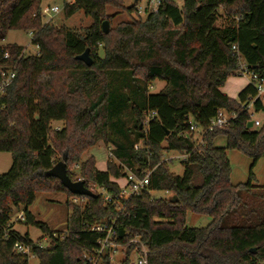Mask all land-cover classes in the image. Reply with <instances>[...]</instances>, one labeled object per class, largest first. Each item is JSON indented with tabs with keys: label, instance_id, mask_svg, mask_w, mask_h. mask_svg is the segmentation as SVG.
Returning a JSON list of instances; mask_svg holds the SVG:
<instances>
[{
	"label": "trees",
	"instance_id": "trees-1",
	"mask_svg": "<svg viewBox=\"0 0 264 264\" xmlns=\"http://www.w3.org/2000/svg\"><path fill=\"white\" fill-rule=\"evenodd\" d=\"M41 3L0 0V40L8 31L31 32L30 42L38 50L37 55H26L17 45L0 47V65L6 64L1 61L5 52L10 55L7 65L17 61L16 76L0 97V153L12 158L9 170L0 174V231L13 211L22 209L24 223L49 233L28 211L37 193L82 198L57 179L43 176L57 163V153L62 158L66 154L71 181L82 180L95 197H83L87 203L82 208L66 203L67 231L49 234L48 247L14 230L7 240L0 234V264H28L27 256L13 252L16 243L28 246L39 264H89L84 255L93 253L103 237L91 229L111 221L116 242L126 247L121 264L130 262L134 237L147 249L148 264L263 261L264 186L263 195L245 209L239 192L253 188L252 174L247 184L233 186L226 152L241 151L254 165L264 158V103L254 105L263 115L262 123L247 130L248 116L238 105L254 96L253 89L247 85L233 100L221 88L237 75L241 61L255 73L264 71V0H182L180 8L174 0H159L155 12L120 21L107 35L101 30L110 18L106 11L121 8L122 0L65 4V18L78 12L90 18L82 34L42 23ZM86 50L90 67L76 60ZM111 73L121 76V83L130 76L133 99L121 92L120 84L113 87ZM155 81L164 87L148 94ZM220 110L234 112L236 118L228 127L207 133L204 146L194 150L189 121L204 127ZM126 112L131 128L125 124ZM151 112L155 116L145 132L142 123ZM53 122L63 126L53 131ZM219 136L225 138L223 148L213 145ZM98 142L111 147L105 171L96 169L94 158L81 160ZM169 152L188 154L181 175L170 172L171 162H162ZM74 164L75 174L70 169ZM126 170L139 178L151 175L139 196L119 198L123 208L118 211L94 188L119 197L116 180L125 178ZM153 192L171 193L173 198L152 199ZM189 213L211 221L190 228ZM227 215L239 224L223 227ZM99 264H110L107 254Z\"/></svg>",
	"mask_w": 264,
	"mask_h": 264
},
{
	"label": "rangeland",
	"instance_id": "rangeland-1",
	"mask_svg": "<svg viewBox=\"0 0 264 264\" xmlns=\"http://www.w3.org/2000/svg\"><path fill=\"white\" fill-rule=\"evenodd\" d=\"M147 1L148 0H122L123 6L121 8L107 10L106 13L110 16V18L107 20L109 22V28H114L116 24H118L120 21H129L132 18H135L136 16L144 19L146 14H148L147 10H145ZM174 1L176 2L179 8L182 6V0ZM64 4V0H42V23H48L56 27H65L66 29L73 30L82 34L83 31L90 26V18L85 16L82 12H78L70 18H65L63 14ZM52 7H58L60 12L54 15L50 12V8ZM129 10H131V13L128 12ZM28 33L29 32L18 30L8 31L4 39L0 40V47H6L8 45L13 44L22 47L26 55H37L38 50L35 46L31 44V36H29ZM124 73L128 74L126 72ZM114 75V73L110 74V80H112L113 87L114 85L120 84L119 88L121 89V92L131 96L133 94L134 89H129L130 86L132 87L130 76H127L129 82L125 81V83H121L120 81H123L122 77ZM112 77L114 78L111 79ZM246 85L247 84L242 77L233 75L226 80L225 84L221 88V91L231 90V88H235L238 86L245 87ZM150 86L151 88H149L148 94H156L164 87V83L155 81ZM229 94H231L229 95L230 99L237 100V95L233 96L232 93ZM130 98H132V96ZM138 98L140 101L141 97L139 96ZM254 117L259 120L260 124L262 123L263 115L261 113L256 114ZM130 121L131 119L128 120V114L126 112L125 124L127 128H131L132 126V123ZM62 126L63 123L51 124V128L53 131H57ZM193 137L196 138L195 135ZM225 144V138L222 136H219L213 140V145L215 147L223 148L225 147ZM178 154L180 153L169 152L163 154L162 157V162H171L169 164V170L175 175L182 174V166ZM226 155L231 169L230 183L233 186L247 184L250 175L252 174L251 185L253 188L250 189V191L239 192L241 202L245 204V209L250 208V203L253 201L255 203L257 201L256 199L263 195L262 187L264 186V158L259 159L254 165L252 159L241 151L230 150L226 152ZM89 158H94L95 165L98 170H106V162L108 159L111 158V156H109L108 146H105L102 142L96 143L93 147L85 151L81 156L82 161L87 160ZM176 158L178 160H176ZM61 160L62 155L57 153L56 161L59 162ZM11 164V155L8 153H0V174L6 173L9 170ZM77 168V164H74L70 169H72L71 171H73L75 174ZM118 182L119 184L117 182L116 183L120 187H123L126 183V179L121 178ZM94 190L97 192L96 188H94ZM150 195L152 199L169 200L173 198L171 193L164 192H153ZM73 199L70 195L65 193H37L35 201L28 208V211L35 217L36 221L43 223L47 226L49 233H43L39 228L35 226L27 225L24 222L16 221V218L18 217L22 209L14 210L10 216V221L11 223H13V230H15L21 236H27L30 240L37 243L43 248L48 247L51 243V237L49 234H52L53 237H56L58 234L66 233L67 231V219L69 210L67 209L66 203H71L72 205L81 208L84 207L87 203L86 200H82L81 198H78L76 202H73ZM116 207L118 208V211L121 210L120 206L116 205ZM210 221L211 218H209L208 216H201L190 213L187 214L186 218V224L190 228L205 227L210 223ZM238 224V220L233 218V216L231 215H227L222 221L223 227L236 226ZM134 239L139 241L137 237H134ZM125 252L126 247L123 245V247L120 248V252L116 255V259L110 264H121ZM132 256L133 254H131V257ZM28 264H39V262L35 257L29 256Z\"/></svg>",
	"mask_w": 264,
	"mask_h": 264
},
{
	"label": "built area",
	"instance_id": "built-area-1",
	"mask_svg": "<svg viewBox=\"0 0 264 264\" xmlns=\"http://www.w3.org/2000/svg\"><path fill=\"white\" fill-rule=\"evenodd\" d=\"M65 4L70 5L72 4L73 0H64ZM64 4V5H65ZM159 6V0H148L146 9L148 13L155 12ZM144 10V11H145ZM140 11V10H139ZM143 11V12H144ZM50 12L54 15L58 14L60 10L58 7L50 8ZM31 36V32L28 33ZM25 54V51L23 52ZM22 55V54H21ZM10 59V55L8 52L2 54L1 61L5 62L3 66L0 65V97L4 96L7 89L11 85L12 81L16 76V65L17 61H14L11 65H7V62ZM1 62V63H2ZM9 63V62H8ZM237 75L240 77H244L247 79V84L253 89L254 96L246 98V100L240 103L238 106L240 110L247 114L248 122H253V128H258L260 126L259 120H257L254 116L257 114L255 111L254 105L256 102L264 103V71L262 73H255L245 65L242 61L239 63ZM155 116L154 112L147 113L142 127L143 129L148 126V123L153 119ZM236 118V114L234 112L228 113L227 111L220 110L217 112L216 116L209 121V123L204 127H199L194 125L191 121H189V133L191 135V140L193 143L194 150H200L203 146V137L207 134L212 132L215 129L225 128L228 127L230 122ZM59 130V129H58ZM196 136L194 138L193 136ZM138 146H135L137 149ZM109 156H111V151L108 149ZM180 161H185L188 157V154L181 152L178 154ZM176 160H178L176 158ZM151 175V171L147 172L142 178L137 177L134 173L129 170H126V184L123 187H120V195L119 197H113L111 195L106 194L102 189L96 188L97 193L102 196L105 204H113L114 206L118 205L123 208L122 201L119 198H123L124 200H128L130 197L139 196L142 191L149 185V178ZM77 181H82L78 179ZM73 199V198H72ZM84 200V198H81ZM78 198H74L73 202H76ZM120 210V211H121ZM18 222H25V217L22 212L19 213L18 217L16 218ZM114 222L111 221L109 223H103L100 225L94 226L91 231L95 233L103 234V237L98 240L97 242V249L90 254H85L84 258L86 259L87 263L89 264H99L101 257L105 254L108 255L109 263H112L116 259V255L120 252V248L123 245L118 244L116 242V233L113 228ZM13 230V223L9 221L5 227H3L0 231L1 238L3 240H7L9 238L10 231ZM136 246L133 250V256L130 259L129 264H148L147 263V249L140 243V241L132 240ZM13 252L18 255H25L27 257L32 256L30 248L26 245L21 243H16L13 246ZM258 264H264V260L260 261Z\"/></svg>",
	"mask_w": 264,
	"mask_h": 264
},
{
	"label": "water",
	"instance_id": "water-1",
	"mask_svg": "<svg viewBox=\"0 0 264 264\" xmlns=\"http://www.w3.org/2000/svg\"><path fill=\"white\" fill-rule=\"evenodd\" d=\"M101 30L104 35H107L109 32V24L108 21H103L101 24ZM76 60L83 62L86 66L90 67L92 65V60L88 56V50H86L83 54L76 57ZM247 130L253 129V122L249 121L246 125ZM67 156L66 154L63 156L62 160L57 162L50 170L43 173L45 178H55L57 179L61 185L72 195L85 197V198H94L95 194L89 190L83 181H71L69 176L67 175L66 169ZM250 252L254 253L255 250L252 249Z\"/></svg>",
	"mask_w": 264,
	"mask_h": 264
},
{
	"label": "crops",
	"instance_id": "crops-1",
	"mask_svg": "<svg viewBox=\"0 0 264 264\" xmlns=\"http://www.w3.org/2000/svg\"><path fill=\"white\" fill-rule=\"evenodd\" d=\"M243 78V80L246 82V84L248 83L247 82V79L246 78H244V77H242ZM248 85V84H247ZM246 85V86H247ZM245 86V87H246ZM245 87H240V86H238V87H235V88H231V90H222V93L224 94V95H226L227 97H229V95H231V94H229V93H232V95L233 96H235V95H237L238 96V94L245 88ZM56 123H60V124H62V122H53L52 124H56ZM55 129H58V128H55ZM108 149H110V151H111V147L110 146H108ZM95 167H96V165H95ZM96 169H97V167H96ZM98 170V169H97ZM98 171H101V170H98ZM102 171H105V169L104 170H102ZM119 180H117L116 182L119 184V182H118ZM126 184V183H125ZM15 231V230H14Z\"/></svg>",
	"mask_w": 264,
	"mask_h": 264
}]
</instances>
